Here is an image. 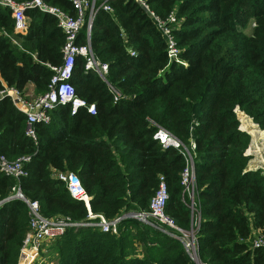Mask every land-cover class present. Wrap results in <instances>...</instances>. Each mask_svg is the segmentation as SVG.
<instances>
[{
    "label": "trees",
    "instance_id": "1",
    "mask_svg": "<svg viewBox=\"0 0 264 264\" xmlns=\"http://www.w3.org/2000/svg\"><path fill=\"white\" fill-rule=\"evenodd\" d=\"M45 1L74 11L70 0ZM146 1L158 16L173 11L180 20L173 32L185 65L168 62L164 39L136 1L108 0L112 11H97L90 38L94 56L108 65L107 82L85 71L80 55L71 77L76 94L94 104V114L85 108L72 114L69 105H58L48 124L35 126L34 143L25 135V115L9 98L0 100V154L9 160L30 155L19 180L0 171V198L17 185L39 202L44 216L83 220L84 203L53 176L71 172L90 195L91 211L112 218L147 210L162 175L169 193L165 210L187 230L193 212L181 184L185 159L153 139L162 127L196 145L193 201L200 213L201 260L264 264V247L250 249L248 243L255 230L264 231V174L247 169L250 135L243 131L246 118L264 135V0ZM25 12L28 28L20 33L10 11L0 6V89L10 86L24 94L31 82L41 94L50 66L62 61L65 35L52 15L36 8ZM77 41H85V28ZM109 85L117 89L116 101ZM28 219L20 199L0 208V264H17ZM160 227L165 229L125 218L117 234L68 228L52 244V261L194 264L181 242Z\"/></svg>",
    "mask_w": 264,
    "mask_h": 264
},
{
    "label": "built area",
    "instance_id": "2",
    "mask_svg": "<svg viewBox=\"0 0 264 264\" xmlns=\"http://www.w3.org/2000/svg\"><path fill=\"white\" fill-rule=\"evenodd\" d=\"M152 19L156 28L159 30L165 42V49L169 63L185 65L180 58V49L174 30L179 27L180 20L172 11L164 18L158 16L149 6L146 0H134ZM73 5V13L62 8L47 3L45 0H0V6L10 11L15 21L17 32L25 33L28 28V16L26 10L36 8L41 12L48 13L56 19L57 26L60 27L65 35L64 45L61 48L62 61L59 64L51 65L52 74L50 76L47 89L36 97L26 99L17 89L5 86L0 89V100L9 98L13 105L25 115L26 126L25 135L37 143V133L35 126L37 124H48L51 120L50 112L58 105H69L70 112L73 114L80 108H85L88 112L94 114L95 106L93 103H87L79 97L71 82L72 71L75 57L80 55L85 58L84 69L98 74L104 82H107L106 75L108 65L99 61L93 54L90 47L91 28L95 14L99 9L112 11L108 0H101L98 4L96 0H70ZM82 28H85V41L79 43L78 35ZM131 55L135 51L128 49ZM111 91L115 93L114 101L118 99L117 89L109 85ZM162 148H176L185 159V167L181 172V184L184 191L191 199L190 207L193 212L190 228L181 229L175 224L173 217L165 210L169 197L167 184L162 175L158 178L156 190L149 200L147 210H129L123 211L112 218H107L101 213H94L90 209V195L85 191L79 178L71 172L58 171L53 176L66 185L70 195L79 201H82L86 207V218L79 221H72L67 218L51 216L47 217L41 213L40 205L37 200L28 199L21 192L19 186L12 187L11 192L0 198V208L4 203L13 198L25 202L28 208V229L23 238V243L19 250L17 264H54L51 253H53L52 244L59 239L68 228L93 227L102 232L117 234L119 223L125 218L137 219L142 223L153 226L163 225L160 229L167 234L176 237L182 244L187 256L194 264H211L204 262L199 256L198 230L200 225V213L193 201L195 184V142L189 139V143H183L179 138L171 134L162 127H157L153 134ZM30 161V155H23L14 160H9L0 154V171L16 180L27 174L25 164ZM264 174V165L261 166ZM166 228L174 229L178 234L168 231ZM250 249L264 247V231L255 230L254 235L248 241Z\"/></svg>",
    "mask_w": 264,
    "mask_h": 264
},
{
    "label": "rangeland",
    "instance_id": "3",
    "mask_svg": "<svg viewBox=\"0 0 264 264\" xmlns=\"http://www.w3.org/2000/svg\"><path fill=\"white\" fill-rule=\"evenodd\" d=\"M252 27H253V23L252 22L248 23L247 27L244 29V32L249 34L251 32ZM244 121H245L244 124L245 128L248 129V131L251 133L250 137L252 138L251 147L249 148L250 149L249 152L251 153L250 160L262 161V159L264 158V135L260 130H258V128L255 125L251 124L249 120L245 118ZM240 128L243 129L242 124ZM53 254L54 253L50 254L51 257L53 256Z\"/></svg>",
    "mask_w": 264,
    "mask_h": 264
},
{
    "label": "crops",
    "instance_id": "4",
    "mask_svg": "<svg viewBox=\"0 0 264 264\" xmlns=\"http://www.w3.org/2000/svg\"><path fill=\"white\" fill-rule=\"evenodd\" d=\"M28 21H29V19H28ZM38 94L39 93L35 90L34 84L31 82L27 83V85L25 87L24 97L26 99H31L33 97H36ZM243 131H245L249 135H251L248 131H246V130H243ZM250 139L251 140H250L249 148L251 147L252 138L250 137ZM248 154L251 155L250 152ZM263 165H264V158L262 159V161H260V160H249L247 169H249V170H256V169L262 170L261 166H263Z\"/></svg>",
    "mask_w": 264,
    "mask_h": 264
},
{
    "label": "water",
    "instance_id": "5",
    "mask_svg": "<svg viewBox=\"0 0 264 264\" xmlns=\"http://www.w3.org/2000/svg\"><path fill=\"white\" fill-rule=\"evenodd\" d=\"M241 129V128H240ZM241 130H243V129H241Z\"/></svg>",
    "mask_w": 264,
    "mask_h": 264
}]
</instances>
